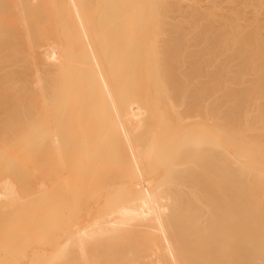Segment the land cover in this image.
<instances>
[{"label":"bare ground","instance_id":"bare-ground-1","mask_svg":"<svg viewBox=\"0 0 264 264\" xmlns=\"http://www.w3.org/2000/svg\"><path fill=\"white\" fill-rule=\"evenodd\" d=\"M0 264H264V0H0Z\"/></svg>","mask_w":264,"mask_h":264}]
</instances>
